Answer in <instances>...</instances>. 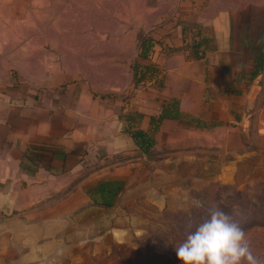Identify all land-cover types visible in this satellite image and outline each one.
I'll return each mask as SVG.
<instances>
[{
  "label": "crops",
  "instance_id": "0c3cea01",
  "mask_svg": "<svg viewBox=\"0 0 264 264\" xmlns=\"http://www.w3.org/2000/svg\"><path fill=\"white\" fill-rule=\"evenodd\" d=\"M168 11L117 85L0 82V264H89L119 241L115 211L153 150L235 142L241 155L264 71V0H173Z\"/></svg>",
  "mask_w": 264,
  "mask_h": 264
},
{
  "label": "rangeland",
  "instance_id": "374dc122",
  "mask_svg": "<svg viewBox=\"0 0 264 264\" xmlns=\"http://www.w3.org/2000/svg\"><path fill=\"white\" fill-rule=\"evenodd\" d=\"M172 3L0 0V82L25 91L72 81L117 85L130 73L137 42L171 14ZM251 99L241 155L235 142L231 152L216 154L157 149L133 166L115 211L119 241L105 244L89 264H179L175 247L216 208L244 229L264 264V71Z\"/></svg>",
  "mask_w": 264,
  "mask_h": 264
},
{
  "label": "clouds",
  "instance_id": "9594fccd",
  "mask_svg": "<svg viewBox=\"0 0 264 264\" xmlns=\"http://www.w3.org/2000/svg\"><path fill=\"white\" fill-rule=\"evenodd\" d=\"M175 255L179 264H257L244 229L219 208L186 234Z\"/></svg>",
  "mask_w": 264,
  "mask_h": 264
},
{
  "label": "trees",
  "instance_id": "16d2710c",
  "mask_svg": "<svg viewBox=\"0 0 264 264\" xmlns=\"http://www.w3.org/2000/svg\"><path fill=\"white\" fill-rule=\"evenodd\" d=\"M133 68H134V70H135V69H136V66H134Z\"/></svg>",
  "mask_w": 264,
  "mask_h": 264
}]
</instances>
